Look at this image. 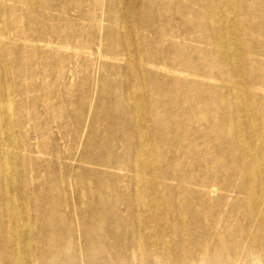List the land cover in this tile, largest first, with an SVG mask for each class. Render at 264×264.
I'll use <instances>...</instances> for the list:
<instances>
[{
    "label": "bare ground",
    "instance_id": "6f19581e",
    "mask_svg": "<svg viewBox=\"0 0 264 264\" xmlns=\"http://www.w3.org/2000/svg\"><path fill=\"white\" fill-rule=\"evenodd\" d=\"M195 3L202 8L200 15L192 8ZM238 3L120 0L116 14L123 19L141 15L145 25L142 43L129 22L119 35L106 29V46L111 48L117 42V48H124L127 56L126 66L118 69L123 71L124 94L109 97L118 112L111 116L104 105L103 116L92 119L88 115L86 124L79 108L73 117L69 110L65 115L62 103L57 105L55 99L56 79L63 78V69L55 75L52 71L55 83L38 86L47 95L42 102L50 118L73 119L72 138L66 143V133L53 142V158L38 169L33 137L26 129L29 122L22 116L25 106L15 101V93H27L33 87L30 66H21L30 58L16 55L17 66L11 63L8 52L13 46L6 39L10 28L0 0V264L70 263L75 259L70 236L73 218L83 259L86 255L94 261L118 260V246L123 244L135 262L194 264V239L189 231L203 233L211 222L222 229L232 221L220 219L221 211L207 204L217 192L207 182L214 177L209 165L220 163L226 178L239 182L245 224L236 226L234 233L247 242L248 261L264 264V91L254 90L257 85L264 89V0L253 5L259 18L250 26L258 31L256 37L245 32L246 24L240 37H232L237 23L227 6ZM28 5L43 18L42 0H28ZM61 9L65 10L63 4ZM170 21L177 25V31ZM197 26L203 28L210 49H194V57L187 53L192 48L188 37ZM236 46L243 50L241 59L232 55ZM27 47L24 43V50ZM130 47L135 53L129 52ZM55 58L57 55L51 53L50 59ZM137 58L144 62L138 64ZM202 60L210 61L211 70L222 78L228 77V86H211L205 72L208 64ZM164 61L185 70L189 77L203 79L164 78L154 71ZM182 92L184 99L180 100L177 95ZM214 100L216 108L211 104ZM98 121L102 127L96 126ZM87 133L86 151L77 157ZM96 137L104 139L102 145ZM64 142L65 147L73 145L65 162L60 152ZM119 145L124 153L118 151ZM89 156H95L104 170L85 169L82 163ZM68 160L73 161L69 184L63 167L67 168ZM114 167L126 170V176L111 175ZM40 175H44L42 183L48 189L44 194L34 188ZM169 179L177 185L164 182ZM184 180L190 183L187 193ZM124 185L126 192L121 190ZM213 199V204L223 202L219 195ZM101 238L108 240L107 246L101 245ZM201 249V262L218 256L231 261L237 244L202 245ZM108 250L116 255H109ZM177 250H181V258L171 260Z\"/></svg>",
    "mask_w": 264,
    "mask_h": 264
},
{
    "label": "rangeland",
    "instance_id": "374dc122",
    "mask_svg": "<svg viewBox=\"0 0 264 264\" xmlns=\"http://www.w3.org/2000/svg\"><path fill=\"white\" fill-rule=\"evenodd\" d=\"M54 4L48 1L42 0V12L43 18L37 17L28 5V0H1L2 8L6 12V21L8 22L9 34L7 36V43L11 44L13 48L9 50L8 55L14 68L17 66L14 63V59H17L16 55H24L30 58L29 62H22L21 66H30V75L32 78L33 87L30 88L27 93L16 94V103H21L25 106V110L22 112L24 122H29L26 128L28 133L32 135L33 140L31 145L34 151V161L38 169L42 168L53 157L50 152L53 142H58L62 135H67L66 143L71 140L72 135L69 131L73 128V119H67L65 116L58 118L56 115H47L45 105L42 99H46L47 95L43 90L39 89L40 85H48V81L54 82L55 79L51 78V72L53 75L56 71L63 69L61 79L59 76L56 79L55 88L57 99V105L62 103L63 111L66 115L69 110L71 117H73L74 111L77 108L82 111L83 122L86 124L88 115L94 117H102L103 111L101 108L104 105L107 106V111L114 116L118 112V106L111 103L109 97L114 95L124 94V88L122 81L124 80L123 71L120 72L119 68H124L127 64L126 50L124 48H117V42L112 43L111 48L106 46V29H111L117 35L120 34L121 28L127 26L129 22L134 28L138 36V40L142 43L141 38L143 36L144 20L143 17L127 15L125 19L116 14L120 0H56ZM257 0H238V4L228 7L229 14L236 20V29L231 33L232 37H240V33L246 27V33H251L255 37L258 35V31L253 30L250 24L254 18H259L254 11V4ZM65 6V10H58L61 5ZM193 10L201 14V6L199 3L192 4ZM52 15V16H51ZM172 28L177 29V25L170 21ZM178 24H180L178 22ZM54 32H52L51 30ZM168 34L171 31H166ZM186 39V36H182ZM66 39V41L64 39ZM150 38H153L152 36ZM189 41L192 43L191 51L187 53L196 57L197 53L194 49H207L210 47L204 41V30L202 27L197 26L195 33L189 36ZM192 39V40H190ZM183 42V40H180ZM24 43L28 47L24 50ZM109 43V42H108ZM120 47V46H119ZM129 52L135 53L132 47L128 49ZM235 54H232L237 59L243 58V50L241 47L236 46ZM54 53L57 58L50 59V54ZM191 57V56H190ZM198 59V58H197ZM208 64L205 72L209 76L208 83L214 88H221L228 86V77L222 78L214 70H211V63L207 60H202ZM144 62L143 59L137 58V63ZM154 71L159 73L164 78L179 77L180 79H194L202 81L203 77L200 76H188V73L181 69L173 68L169 62L164 61L162 64L157 65ZM49 77V78H48ZM53 80V81H52ZM238 88V85H235ZM251 88H248L249 93ZM259 89L262 93L264 89L257 85L254 86V90ZM183 90H186L185 88ZM228 92V90H226ZM176 96V95H174ZM179 99H184L183 92L179 95ZM213 108H216V101H212ZM91 124V123H90ZM98 127H102L103 123L98 121L96 124ZM88 133L84 139L77 153L82 156L86 151V139ZM97 138V144L102 145L104 139ZM51 139V140H50ZM113 141L112 139H110ZM61 142V141H60ZM116 144V142L114 141ZM65 142L60 146V152L64 157L70 155L73 151V145L65 147ZM78 149V148H77ZM77 149H74L76 153ZM82 151V153H81ZM118 151L123 152L121 145L118 146ZM104 158H108L105 155ZM67 168H65L66 183L69 184V178L73 167V161L68 160ZM64 164V163H63ZM188 165V161L185 162ZM85 169L95 168L99 171L104 170V167L99 165L95 161V156H89L82 163ZM224 164H210L209 171L214 174V177L207 181L210 185L214 186L217 192L212 193L210 200L207 203L209 207H216L221 211V218L223 220H229V223L225 228L218 229L216 223L211 222L203 233L191 232L190 236L194 239V245L191 243L192 262L194 264H252L246 257L247 242L243 238L234 233V228L238 225H244L245 220L243 218L244 208L241 206V201L238 193L239 182L236 180H228L225 176L223 167ZM35 168V167H34ZM56 170V168H55ZM109 170V169H106ZM111 175L116 177H124L127 174L126 170L122 168H110ZM33 175H35L33 173ZM37 182H34L35 191L39 194L48 192L43 186L44 175H40L37 178ZM165 183L171 186L177 185L175 180H165ZM189 182L184 180L183 186L185 193H187ZM58 187L57 183L54 184V189ZM122 192H126L125 185L121 188ZM223 190V191H221ZM223 193V194H221ZM217 194V195H216ZM223 198V202L213 204L212 199L217 196ZM213 199V200H214ZM120 199H118V202ZM111 202V200L106 203ZM172 202L176 205L173 195ZM120 203V202H119ZM218 205V206H217ZM73 231L71 228V239L75 245V259L68 264H150V260L134 261L129 259L125 252L124 245L120 244L118 252H120L119 259L113 261H105L103 259H97L94 261L92 258H88L86 255L83 259L78 245L79 237L77 235L76 223L74 218L72 219ZM202 228V227H201ZM104 236H108L104 233ZM68 237V236H66ZM231 238V239H227ZM101 240V245H108L107 241ZM223 244L233 245L237 244V250L232 253L235 257L233 260H227L226 257L218 256V258H211L212 260L207 262L202 260V245H206L209 248L221 246ZM211 251V249H210ZM109 255H116L115 253L107 251ZM181 250H177L172 256L171 260L177 261L181 258ZM64 263V264H67ZM40 264H51L47 261ZM155 264V263H152ZM167 264V263H161ZM174 264H177L174 262Z\"/></svg>",
    "mask_w": 264,
    "mask_h": 264
}]
</instances>
